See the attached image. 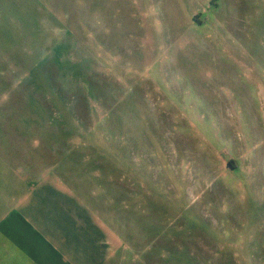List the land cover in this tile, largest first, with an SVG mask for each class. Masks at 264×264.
<instances>
[{
    "label": "rangeland",
    "instance_id": "obj_1",
    "mask_svg": "<svg viewBox=\"0 0 264 264\" xmlns=\"http://www.w3.org/2000/svg\"><path fill=\"white\" fill-rule=\"evenodd\" d=\"M50 1L5 78L40 140L101 133L116 264H264V0Z\"/></svg>",
    "mask_w": 264,
    "mask_h": 264
},
{
    "label": "crops",
    "instance_id": "obj_2",
    "mask_svg": "<svg viewBox=\"0 0 264 264\" xmlns=\"http://www.w3.org/2000/svg\"><path fill=\"white\" fill-rule=\"evenodd\" d=\"M53 2L0 0V58L12 59L0 61V264H116L118 174L104 164L101 133L40 140L38 115L23 114L22 88L5 78L22 72V44L39 41Z\"/></svg>",
    "mask_w": 264,
    "mask_h": 264
}]
</instances>
